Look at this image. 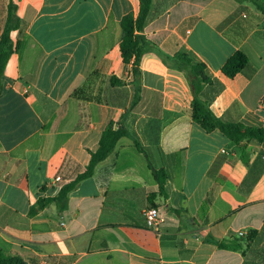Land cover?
Instances as JSON below:
<instances>
[{"label":"crops","instance_id":"crops-1","mask_svg":"<svg viewBox=\"0 0 264 264\" xmlns=\"http://www.w3.org/2000/svg\"><path fill=\"white\" fill-rule=\"evenodd\" d=\"M14 2L20 25L0 79V248L27 264H264V144L203 130L187 78L171 65L177 53L204 63L211 81L199 96L211 111L262 127L264 0H151L140 33L155 49L140 57L133 107L121 19L135 16L138 0ZM235 51L247 64L224 76ZM123 113L129 135L69 191L66 207L49 202L29 215L37 198L84 171ZM149 205L163 215L157 229L145 225Z\"/></svg>","mask_w":264,"mask_h":264},{"label":"trees","instance_id":"trees-1","mask_svg":"<svg viewBox=\"0 0 264 264\" xmlns=\"http://www.w3.org/2000/svg\"><path fill=\"white\" fill-rule=\"evenodd\" d=\"M151 5V0H138V10L135 16L129 13L121 19L122 36L120 42V52L123 62H132L133 79L131 83L134 85V95L130 107H133L139 99V61L141 55L146 51L154 50L153 43L147 40L140 32L146 22L147 14ZM256 7L264 14V7L256 5ZM16 3L14 0H9L6 6V17L3 29L0 35V79L3 74L5 63L13 51V43L10 38V32L17 29L20 25V18L16 13ZM247 64V57L241 51H235L230 55L220 68L224 76L231 77L243 69ZM173 67L184 73L189 83L192 99H191V116L193 121L198 123L205 131L214 129L220 130L234 143H239L243 140H254L264 144V128L251 127L239 122H227L217 117L209 108L207 103L202 100L199 93L202 87L210 83L211 78L206 74L205 64L195 62L185 53H177L172 56ZM116 77L111 78L114 83ZM118 84L123 83L121 80L116 81ZM126 112V111H125ZM119 122L118 127L114 128L113 122H109L101 132L98 147L95 151H90L89 161L83 172L77 174L71 181L63 184L56 195L53 197H39L29 207L28 214L33 215L38 210L42 209L47 203L53 202L57 209L62 210L66 207L68 193L76 184L83 178L90 176L94 166L103 160L113 149L117 139L121 136H128L129 133ZM154 177L162 188L165 173L163 170H154ZM204 204V203H203ZM219 247L238 249L240 243L233 242L227 244L225 241H215ZM0 264H27L22 258L11 256L0 248Z\"/></svg>","mask_w":264,"mask_h":264},{"label":"built area","instance_id":"built-area-1","mask_svg":"<svg viewBox=\"0 0 264 264\" xmlns=\"http://www.w3.org/2000/svg\"><path fill=\"white\" fill-rule=\"evenodd\" d=\"M27 89H25V92ZM264 103V98L261 100L260 104L262 105ZM262 128H264V121L262 123ZM56 180H59L60 177L56 176ZM143 217L145 221V225L148 228L157 229L158 225L163 221V215L159 208L149 205L145 209H143Z\"/></svg>","mask_w":264,"mask_h":264}]
</instances>
